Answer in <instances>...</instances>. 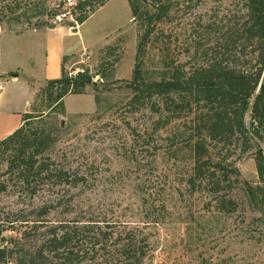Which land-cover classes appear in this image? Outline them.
I'll return each instance as SVG.
<instances>
[{
	"label": "rangeland",
	"instance_id": "rangeland-1",
	"mask_svg": "<svg viewBox=\"0 0 264 264\" xmlns=\"http://www.w3.org/2000/svg\"><path fill=\"white\" fill-rule=\"evenodd\" d=\"M171 1V14L155 22L154 34L145 45L142 71L147 82L162 79L180 63H196L187 56L190 32L215 12L231 14L241 0ZM61 2L0 0V39L6 38L4 32L56 27L53 12ZM129 2L139 9L137 18ZM93 6L87 8L89 19L79 34L60 36L75 51L86 43L90 60L81 64L85 50L68 58L64 68L67 75L77 68L89 70L95 76L93 83L85 93L69 95V112L65 107L52 111L43 89L33 102L32 96L28 98L32 113L43 115L37 126L47 136L48 154L57 163L72 166L81 179L78 187L72 185L64 204L53 210L51 224L99 217L104 227L130 232L137 242H144L145 264H264V206L259 190L264 185L257 172L258 147L240 142L214 150L215 158L225 159L234 171L226 192L236 203L235 211L221 212L208 188L192 191L188 180L194 159L183 120L172 119L165 126L150 108L134 112L128 106L134 95L128 83L146 30L145 18L155 12L153 2L110 0L103 7L98 1ZM70 24L62 27L70 30ZM245 119L250 127L251 110ZM3 160L0 153V217L13 212L28 217L29 200H20L14 189L3 191L8 178ZM46 199L37 198L35 206ZM18 226L15 230L5 226L0 246L20 237L23 230ZM115 253L111 261L103 252L94 259L90 253L80 264H120Z\"/></svg>",
	"mask_w": 264,
	"mask_h": 264
},
{
	"label": "trees",
	"instance_id": "trees-1",
	"mask_svg": "<svg viewBox=\"0 0 264 264\" xmlns=\"http://www.w3.org/2000/svg\"><path fill=\"white\" fill-rule=\"evenodd\" d=\"M95 1L103 7L110 0H80L81 25L89 19L87 8ZM150 1L155 12L145 18L146 30L138 46L133 79L128 83L134 91L128 106L134 112L150 108L165 126L172 119L183 120L194 159L190 188L194 192L208 188L221 212H233L236 203L226 189L234 171L225 159L215 158L214 150L234 143H255L257 172L264 185V0H241L231 14L215 12L206 22L200 20L190 32L187 53L196 63H180L162 79L147 82L142 71L146 42L154 34L155 22H163L174 7L171 0ZM129 5L137 18L139 9L132 2ZM94 77L85 70L70 78L63 65L61 78L50 81L42 94L52 111L63 109L64 99L85 93ZM250 110L248 127L245 118ZM42 120L43 115L27 114L23 125L0 141L8 176L1 183L3 191L14 189L15 195L24 202L29 200L32 207L25 218L22 212L0 217V239L7 231L5 226L15 230L19 225V231L23 230L20 237L0 246V264H80L90 253L94 259L99 252L111 261L114 250L120 264H145L144 242H137L130 232L104 227L99 217L51 224V213L64 204L72 185L78 187L81 179L72 166L57 163L48 154L47 136L37 126ZM259 190L264 206V187ZM43 196L48 199L35 206V200Z\"/></svg>",
	"mask_w": 264,
	"mask_h": 264
},
{
	"label": "crops",
	"instance_id": "crops-1",
	"mask_svg": "<svg viewBox=\"0 0 264 264\" xmlns=\"http://www.w3.org/2000/svg\"><path fill=\"white\" fill-rule=\"evenodd\" d=\"M79 32L53 27L2 33L7 36L0 39V84L3 85L0 92V141L23 125V117L32 113L30 105L32 107L37 93L50 81L61 78L65 61L87 49L86 43H82L81 49L75 51L72 44L66 45L60 38L61 35L76 36ZM29 96L33 99L30 104ZM69 98L72 96L64 99L68 112L66 102Z\"/></svg>",
	"mask_w": 264,
	"mask_h": 264
},
{
	"label": "built area",
	"instance_id": "built-area-1",
	"mask_svg": "<svg viewBox=\"0 0 264 264\" xmlns=\"http://www.w3.org/2000/svg\"><path fill=\"white\" fill-rule=\"evenodd\" d=\"M80 0H62L60 4L57 5L55 11L53 12V23L56 27H62L66 22L70 24L71 33H77L80 30L81 24L79 22V18L81 16L80 8H79ZM74 23V24H73ZM0 28V33H1ZM84 54L86 60L84 59L82 63H85L90 60V56L87 55V51ZM83 68H77L75 71H70L68 76L70 78L76 76L79 72H84ZM3 91V85L0 84V92Z\"/></svg>",
	"mask_w": 264,
	"mask_h": 264
}]
</instances>
